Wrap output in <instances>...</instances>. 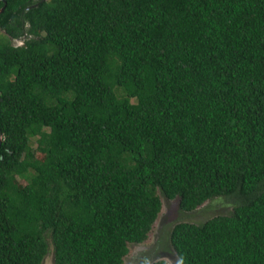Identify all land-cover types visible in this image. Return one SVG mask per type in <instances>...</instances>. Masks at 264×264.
I'll use <instances>...</instances> for the list:
<instances>
[{"label": "trees", "instance_id": "trees-1", "mask_svg": "<svg viewBox=\"0 0 264 264\" xmlns=\"http://www.w3.org/2000/svg\"><path fill=\"white\" fill-rule=\"evenodd\" d=\"M158 194L230 207L176 260L264 264V0H0V264H122Z\"/></svg>", "mask_w": 264, "mask_h": 264}, {"label": "rangeland", "instance_id": "rangeland-1", "mask_svg": "<svg viewBox=\"0 0 264 264\" xmlns=\"http://www.w3.org/2000/svg\"><path fill=\"white\" fill-rule=\"evenodd\" d=\"M13 44L15 42H12ZM133 102V101H131ZM160 211L149 231L146 239L139 245H127V255L123 258L122 264H135L138 259H145L148 255L157 256V259L164 261L166 264H176L173 250L168 245V234L172 226L177 223L200 224L212 217L225 215L230 211L226 201L214 199L204 202L193 212L183 213L177 208L176 201H167L161 195ZM48 243V253L45 255L41 264H52L51 244ZM140 257V258H139ZM146 264H150L146 260Z\"/></svg>", "mask_w": 264, "mask_h": 264}, {"label": "flooded vegetation", "instance_id": "flooded-vegetation-1", "mask_svg": "<svg viewBox=\"0 0 264 264\" xmlns=\"http://www.w3.org/2000/svg\"><path fill=\"white\" fill-rule=\"evenodd\" d=\"M156 257H157V256H150V255H148V256L145 258V260H144L143 257H142L141 259H138V262L135 263V264H146V263H145L146 260H147L148 262H151L153 259H156ZM139 258H140V257H139Z\"/></svg>", "mask_w": 264, "mask_h": 264}, {"label": "clouds", "instance_id": "clouds-1", "mask_svg": "<svg viewBox=\"0 0 264 264\" xmlns=\"http://www.w3.org/2000/svg\"><path fill=\"white\" fill-rule=\"evenodd\" d=\"M19 43L18 44H16L15 46H20L22 43H21V41H19V40H17ZM176 264H183V257L182 256H180V257H178L177 258V262H176Z\"/></svg>", "mask_w": 264, "mask_h": 264}, {"label": "water", "instance_id": "water-1", "mask_svg": "<svg viewBox=\"0 0 264 264\" xmlns=\"http://www.w3.org/2000/svg\"><path fill=\"white\" fill-rule=\"evenodd\" d=\"M13 42H15L14 44H13V46H15L16 44H18L19 42L17 41V40H13ZM175 258H176V256H175ZM160 260V259H159Z\"/></svg>", "mask_w": 264, "mask_h": 264}]
</instances>
